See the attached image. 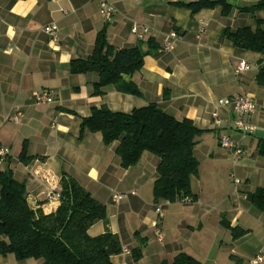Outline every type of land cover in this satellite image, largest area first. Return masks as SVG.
<instances>
[{"label":"crops","instance_id":"crops-1","mask_svg":"<svg viewBox=\"0 0 264 264\" xmlns=\"http://www.w3.org/2000/svg\"><path fill=\"white\" fill-rule=\"evenodd\" d=\"M109 1L116 9L111 21L101 17L100 0H0V145L11 151L0 171L25 183L30 207L45 215L61 206L49 195L60 194L63 178L74 179L107 210V221L93 225L89 236L110 232L130 251L114 256V264L172 263L182 253L202 264H254L257 257L264 258V213L248 199L264 188L259 147L264 141V87L257 82L264 55L235 47L226 31L255 29L256 20L264 29V11H239L261 0H225L235 7L228 17L220 7L193 15L175 5L200 0ZM52 24L59 27L57 43L43 32ZM135 25L148 28L146 40L153 39L159 47L145 58L140 72L124 78L123 83L135 84L141 95L122 93L118 85L96 95L99 75L73 74L72 63L93 54L104 29L117 50L135 48L140 42L132 33ZM173 32L181 40L166 52L163 44ZM242 61L249 70L237 74ZM44 91L52 94L54 103L34 101L33 94ZM233 96L255 101L256 112L245 120L256 128L253 134L235 130L234 111L217 107L219 100ZM150 104L203 132L194 151L200 168L191 178L193 201L165 206L162 218L156 214L153 192L159 158L145 152L136 166L124 169L117 155L120 142L106 146L101 134L90 132L80 139L82 121L94 108L130 114ZM215 112L221 127L214 125ZM16 116L21 117L18 123L13 121ZM223 136L240 146V160H235L234 150L221 147ZM25 148L29 163L22 160ZM115 195L123 199L116 203ZM155 224L163 241L156 236ZM225 224L246 235L234 239ZM6 240L0 237V242ZM142 246L143 257L135 261L133 252ZM42 263L0 256V264Z\"/></svg>","mask_w":264,"mask_h":264},{"label":"trees","instance_id":"trees-1","mask_svg":"<svg viewBox=\"0 0 264 264\" xmlns=\"http://www.w3.org/2000/svg\"><path fill=\"white\" fill-rule=\"evenodd\" d=\"M177 7L191 10L193 15L203 10L222 8L225 17L231 15L234 6L225 0H200L193 3H176ZM241 13L255 15L264 11V0L253 6L239 8ZM256 28L245 27L233 33L226 31L227 39L241 50L264 55L263 22L256 20ZM159 47L153 39L140 41L133 49L117 50L107 40V31H101L96 39L93 54L86 60L74 61L73 74L97 73L96 95H104L103 89L118 85L122 93L139 96L141 92L133 83H123L125 77L140 72L146 57ZM257 82L264 87V64L261 62ZM86 132L99 133L106 146L120 142L117 155L124 169L136 166L145 152L159 158L158 179L154 185L156 204H171L190 198L191 178L199 173L195 148L203 132L192 122L177 121L163 112L157 104L135 109L130 114L113 113L107 106L94 108L89 118L82 121L80 139ZM260 154L264 157V141H260ZM25 163L32 161L22 156ZM0 256L14 255L17 260H40L42 264H114L112 258L121 254L119 238L107 232L91 237L89 229L99 221H107V210L74 179L61 181V206L56 213L45 215L35 212L28 203L25 183L17 181L11 173L0 171ZM250 203L264 213V188L248 197ZM234 239L246 235L245 231L231 229ZM143 247L133 252L135 261L143 257ZM235 258H233L234 260ZM202 264L187 254H179L172 263Z\"/></svg>","mask_w":264,"mask_h":264},{"label":"built area","instance_id":"built-area-1","mask_svg":"<svg viewBox=\"0 0 264 264\" xmlns=\"http://www.w3.org/2000/svg\"><path fill=\"white\" fill-rule=\"evenodd\" d=\"M116 13V9L114 7V5L109 1V0H100V14L101 17L105 20V21H111L114 17ZM43 32L48 35L51 39V41L53 43H57L59 41V27L56 24H52V25H48L43 29ZM149 30L148 28L144 27V26H138L135 25L132 29V33L137 36V38L140 41H145L146 40V35L148 34ZM181 40V37L179 34H177L176 32L171 33L167 39L165 40L162 50L166 51V52H170L173 51L175 48V45ZM249 70V65L247 64V62L242 61L239 63L236 73L240 74L243 72H246ZM33 99L37 104H52L54 103V98L52 96V94L48 91H44V92H35L33 94ZM218 108L221 107H229L231 108L234 113H235V122H234V128L235 130H237L238 132H240L242 135L246 136L249 134H253L256 131V128L248 125L246 123V118H248L249 116H251L252 114H254L256 112L257 109V105L255 103V101L248 96H233L231 98L228 99H222L219 100L216 103ZM213 118V122L214 125L216 127H221L222 126V120L220 119L219 113L215 112L212 115ZM21 119L20 116H16L13 118V121L18 123L19 120ZM220 145L222 148L224 149H231L234 150V157L235 160H240V158L243 155L242 149L240 148V146L238 144H236L234 141H232L229 137L227 136H223L220 140ZM11 156V151L9 148L3 147L0 145V163L5 162L9 157ZM232 179L235 181V183H240L239 180L235 179L234 176H232ZM49 200L53 201V200H60V194L58 193H53L49 195ZM123 199V197L121 195H115L114 196V202L119 203L121 200ZM181 203H191L192 200L190 198H186L180 201ZM171 203L170 202H161L159 204H157L156 206V214L158 215L159 218L163 217V208L165 206H169ZM155 228H156V236L158 238L159 241H163V233L160 230V228L158 227V224H155ZM121 254L123 255H129L130 251L125 248L122 247V252ZM264 260L263 257H257L253 263L254 264H260L262 263ZM117 264H121V263H117Z\"/></svg>","mask_w":264,"mask_h":264},{"label":"rangeland","instance_id":"rangeland-1","mask_svg":"<svg viewBox=\"0 0 264 264\" xmlns=\"http://www.w3.org/2000/svg\"><path fill=\"white\" fill-rule=\"evenodd\" d=\"M225 183L227 186H231V187L233 186V184L230 182V180L229 181L227 180Z\"/></svg>","mask_w":264,"mask_h":264}]
</instances>
